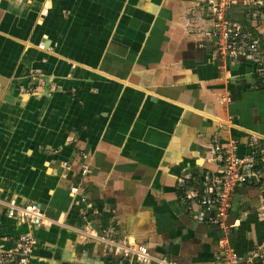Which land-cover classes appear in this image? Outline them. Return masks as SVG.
<instances>
[{"label": "crops", "instance_id": "obj_1", "mask_svg": "<svg viewBox=\"0 0 264 264\" xmlns=\"http://www.w3.org/2000/svg\"><path fill=\"white\" fill-rule=\"evenodd\" d=\"M212 1L0 0V198L45 216L36 226L0 206V254L30 233L29 264H129L74 230L86 229L176 264H220L224 230L187 209L179 183L218 169L215 136L240 154L254 135L264 148V90L252 62L215 51ZM237 1L232 19L264 32ZM263 189L232 196L241 257L264 247Z\"/></svg>", "mask_w": 264, "mask_h": 264}, {"label": "built area", "instance_id": "obj_2", "mask_svg": "<svg viewBox=\"0 0 264 264\" xmlns=\"http://www.w3.org/2000/svg\"><path fill=\"white\" fill-rule=\"evenodd\" d=\"M237 0H214L207 11L213 20V26L206 35L210 36L217 54L231 60H246L254 64L255 73L260 81V88L264 90V32L256 36L242 23L234 21L232 9L238 6ZM245 5H251L253 17L264 24V0H246ZM44 13H47L45 10ZM45 45H40L44 49ZM230 102V96L224 97ZM254 135L248 142V151L240 154L236 143L224 144L218 136L212 142L213 161L217 163L216 171L207 172L204 177L187 178L179 183L182 190L181 199L188 210H197V218L202 223H208L224 230V236L219 241L220 264H256L264 263V247L252 252L249 256L241 257L232 246L229 239L231 229L227 220L232 205V196L240 185L260 184L264 188V148ZM84 167L83 174L87 172ZM194 180V181H193ZM192 183H189V182ZM198 185V186H193ZM71 192L85 200L80 187H72ZM0 206L6 209L10 218L20 222H29L40 226L44 223V213L40 205L32 203L27 206L18 205L15 201H5L0 198ZM57 223L49 220V224ZM80 234L87 235L107 247H115L129 264L132 261L138 264H176L166 257H159L149 252L145 245L127 242L119 245L108 237L105 231L74 229ZM37 240L30 233H22L16 239L15 246L8 252L0 254V264H29Z\"/></svg>", "mask_w": 264, "mask_h": 264}, {"label": "rangeland", "instance_id": "obj_3", "mask_svg": "<svg viewBox=\"0 0 264 264\" xmlns=\"http://www.w3.org/2000/svg\"><path fill=\"white\" fill-rule=\"evenodd\" d=\"M264 190V189H263Z\"/></svg>", "mask_w": 264, "mask_h": 264}, {"label": "water", "instance_id": "obj_4", "mask_svg": "<svg viewBox=\"0 0 264 264\" xmlns=\"http://www.w3.org/2000/svg\"><path fill=\"white\" fill-rule=\"evenodd\" d=\"M252 9V8H251Z\"/></svg>", "mask_w": 264, "mask_h": 264}]
</instances>
